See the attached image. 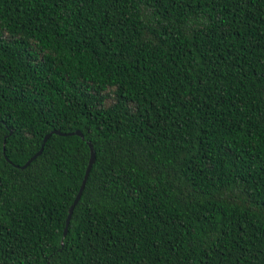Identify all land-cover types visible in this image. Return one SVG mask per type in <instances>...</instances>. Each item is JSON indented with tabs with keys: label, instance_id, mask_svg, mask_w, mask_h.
I'll return each instance as SVG.
<instances>
[{
	"label": "trees",
	"instance_id": "1",
	"mask_svg": "<svg viewBox=\"0 0 264 264\" xmlns=\"http://www.w3.org/2000/svg\"><path fill=\"white\" fill-rule=\"evenodd\" d=\"M47 260L264 264V0H0V264Z\"/></svg>",
	"mask_w": 264,
	"mask_h": 264
},
{
	"label": "water",
	"instance_id": "2",
	"mask_svg": "<svg viewBox=\"0 0 264 264\" xmlns=\"http://www.w3.org/2000/svg\"><path fill=\"white\" fill-rule=\"evenodd\" d=\"M51 131H56V133H59V134H72V133H75V134H78L80 136H83V133L82 131H80L78 128H75L73 130H68V131H61L59 129H56V128H52L50 130H48L47 132H45L43 134V137H42V140L40 142V145L39 147L33 152L31 153L23 162L21 165H25L34 155H36L37 153L40 152L41 148H42V145H43V141L44 139L46 138V136L51 132ZM6 134V133H5ZM4 140V139H3ZM88 144H89V156H88V160H87V163H86V166H85V169H83V174H82V177L80 179V182H79V185L77 187V190L71 200V202L69 203V205L67 206L68 208V212H67V215H66V218H65V225H64V228H63V231H62V236L65 234V231H66V226L68 224V221H69V217H70V213H71V210H72V206L74 204V202L76 201L79 193H80V190L82 188V185H83V180H84V177L86 175V172L87 170L90 168L91 166V163L93 162L94 160V156H95V150L92 146V143L88 140ZM44 264H48V260L44 263Z\"/></svg>",
	"mask_w": 264,
	"mask_h": 264
}]
</instances>
